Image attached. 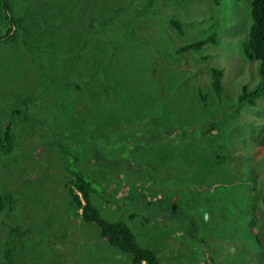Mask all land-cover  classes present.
I'll return each mask as SVG.
<instances>
[{
  "label": "rangeland",
  "instance_id": "374dc122",
  "mask_svg": "<svg viewBox=\"0 0 264 264\" xmlns=\"http://www.w3.org/2000/svg\"><path fill=\"white\" fill-rule=\"evenodd\" d=\"M9 2L46 38L43 43H0V113L31 100L23 108L24 121L12 125V149L0 153V194L13 195L15 208L12 214L7 206L0 213V238L6 229L1 221L15 226L19 221L33 240L24 243L22 253H36L39 264H132L96 228H72L76 217L67 209L65 189L73 176L69 164L71 171L87 172L99 186L104 181L114 202L131 195L123 198L130 202L125 211L122 202L117 207L98 195L94 202L108 221L130 224L127 215L134 211L132 228L140 243L163 249L167 241L166 252L180 253L177 260L167 255L166 264H264V145L255 144L264 138L246 135L240 125L207 141L198 135L196 123L186 124L202 116L203 95L217 104L209 111H218L213 114L221 121L237 104L242 86L258 82V62L242 53L252 24V0H139L137 9L149 14L139 29L143 40L125 43L116 63L119 86L110 95L92 97L85 92L84 45L68 35L78 23L69 11L85 12V0ZM171 20L185 25L183 35ZM5 28L0 25V34ZM210 34L218 35L219 45L175 53ZM213 67L225 73L222 105L210 86ZM48 94L50 105L45 104ZM263 100L260 111L242 119L261 124ZM90 104L103 112L96 109L94 116ZM103 115L109 142L106 137L85 141V119L99 121ZM117 121L120 130H115ZM42 126L51 132L46 138ZM69 129L75 135L67 137ZM234 131L244 142L219 150ZM58 146L68 152V161ZM221 153L225 158L217 164ZM61 227L69 234L64 236Z\"/></svg>",
  "mask_w": 264,
  "mask_h": 264
},
{
  "label": "trees",
  "instance_id": "16d2710c",
  "mask_svg": "<svg viewBox=\"0 0 264 264\" xmlns=\"http://www.w3.org/2000/svg\"><path fill=\"white\" fill-rule=\"evenodd\" d=\"M137 2L139 3V0H130L127 4L125 0H85V12L82 10L69 11L73 19L77 20L78 23L68 35H70V39L73 40V43H82L84 45L85 76L83 78H85V92H89L91 97L97 93L110 95V91L115 90L119 86L121 80L118 76L119 68H117L116 63L125 43L132 40H134V42H140L139 38L143 40L139 29L142 21L147 19L149 14L144 12V10L141 12V10L137 9L135 6ZM147 14L148 17L146 18ZM251 18L252 24L247 39L242 44V53L246 60L258 62V82L253 86L248 84L242 86L236 98L237 104L227 109L226 113L221 116V121L215 119L214 116V114L219 113L218 111H209V108L214 109L217 104L211 105V103L207 101L208 98L206 99V96L201 95L200 106L204 103L202 116L198 120L194 119L195 122L186 121V124L194 125L196 123L199 128L198 135L207 141L221 137L220 135H225L226 131L236 129L238 126L239 128L241 126L244 127L243 131L246 135H259L260 138H264V120H261V124L257 123L259 125H255L254 123L251 124L242 119V115L246 116L252 114L250 111L254 112L255 109L257 111L262 109L261 103L263 99L261 98L264 97V0H252ZM33 24L34 23H31L28 16L27 18L21 16L18 6L14 7L13 3L9 2V0H0V25L6 27L0 34V43H43L46 35H43L37 30L36 26H33ZM170 24L176 29L179 35L184 34L183 29L185 25L181 21L171 20ZM71 33L73 34L72 36ZM218 40V35L216 37L215 34H210L200 40L191 41L176 49L174 48L175 53L178 55L190 52L197 53L207 45H219L220 43ZM61 41H64L61 43H65V36H61ZM224 75L223 69H218L216 67L210 69V86L215 97H219L218 99L220 102L218 105H222L223 103L221 94L223 92ZM79 77H82L81 73H79ZM75 86L78 90L80 89V84H76ZM42 91L46 94L49 93V91L45 89H42ZM51 99V94H48L45 104L50 105ZM30 102L31 100L28 98L22 99V101L17 103V106H13L6 112L0 113V122H2V120L9 121L6 126L0 125L1 154L12 149V125L15 121L18 123L24 121L23 108L25 106L28 107ZM88 106H90V110L95 111L94 116H96L98 110H100L101 113L103 112L97 104H90ZM244 109H248V112H245ZM106 114L108 117H111V112H107ZM95 118L98 121L97 117ZM97 121L87 122L85 119V141L100 140V138L106 137L107 142H109V136L103 133L107 132L104 115L102 116V120L100 119L98 121L99 125L96 124ZM120 127H122V123L117 121L115 130H120ZM45 129L46 128L42 126L41 137L43 136V138H46L47 133H51L47 132ZM81 130L77 132L80 133ZM216 130L219 133L218 135L215 134ZM66 131L70 132L67 137L71 136L72 131H70V129ZM248 132H250V134ZM73 135L75 134L73 133L72 136ZM182 135L188 137L186 134ZM196 141L198 142V140ZM196 141L193 142L196 143ZM241 142H244L243 137L239 134L237 135V132L234 131L230 135L229 142L220 143L218 149L224 151L228 146L238 145L241 144ZM255 144L263 146L264 140H258ZM58 151L67 161L69 160V154L66 150H59L58 146ZM94 154L90 155V160ZM224 158L225 154L221 153L220 157H217V160H219L217 164ZM98 162L100 161L98 160ZM75 163L76 160L72 162L73 165H75ZM71 168L72 166L68 164L67 169L73 176L67 178L65 189L67 194V209L76 217V221L73 222L72 228L77 224H88L89 227L96 228L100 234L99 236H102L113 248L130 256L132 264H166L165 259L169 254H171L175 260L179 258L180 253H176L172 250L169 252L168 249L166 252L167 241H163L165 245L163 248L164 251L158 246L143 245L139 242L132 228V224L134 223L133 220H135L137 215L134 211L127 215L130 224L124 219L123 221H108L104 219L96 202H94V198L98 195L109 204L113 200L112 197L114 196L112 195H114V192L110 189L107 191L105 190L104 184L106 183L104 181L103 186H99L95 182V179L87 172L83 173L81 169L78 171H71ZM115 170L119 169L115 168ZM116 180L117 177H115L114 181ZM112 185H110L111 188H114L115 185ZM124 197L130 198L131 195L124 194L123 198ZM123 198L118 199V202H114L115 200H113V203L119 207V202H122L123 207L120 210L125 211V206L128 207L130 202L126 204ZM13 202V195L0 194V213L7 206V212L12 214L15 211ZM13 224V222L1 221V225L6 227V229L4 230V228H2L3 234L0 238V264H39V258L36 257V253H22L24 251V243L27 242L30 245L31 241H33L29 239L30 233L24 231L26 224L22 225L19 221L16 226ZM61 228L64 230V236L69 234V230L63 227ZM182 229L183 226L181 227V230ZM185 232L186 234H190L187 230ZM45 241L47 244H50L51 249H53V245L49 240ZM34 245H38V242L34 243ZM56 255L57 252L55 253V257ZM202 262L203 261H198V263L192 264H202Z\"/></svg>",
  "mask_w": 264,
  "mask_h": 264
}]
</instances>
